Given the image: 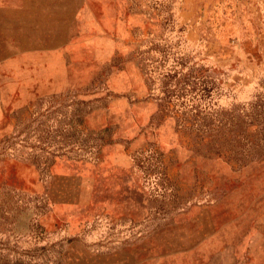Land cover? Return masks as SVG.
I'll return each instance as SVG.
<instances>
[{
    "label": "rangeland",
    "instance_id": "rangeland-1",
    "mask_svg": "<svg viewBox=\"0 0 264 264\" xmlns=\"http://www.w3.org/2000/svg\"><path fill=\"white\" fill-rule=\"evenodd\" d=\"M0 264H264V0H0Z\"/></svg>",
    "mask_w": 264,
    "mask_h": 264
}]
</instances>
